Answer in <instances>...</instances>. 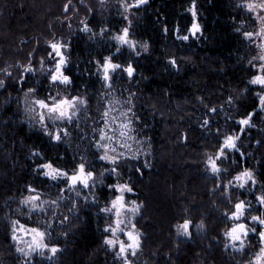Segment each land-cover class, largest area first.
Segmentation results:
<instances>
[{"label": "trees", "instance_id": "trees-1", "mask_svg": "<svg viewBox=\"0 0 264 264\" xmlns=\"http://www.w3.org/2000/svg\"><path fill=\"white\" fill-rule=\"evenodd\" d=\"M68 2L0 0V69L13 73L10 80L0 73V79H6V87L0 89V264H25L11 239V223L16 219L42 228L47 226L45 222L52 224L49 243L62 250L51 261L39 255L31 258V264H122L103 244L102 230L108 220L99 211L112 198L107 185L117 182L130 183L134 192L127 198L142 205L137 218L142 249L132 258L133 264L247 263L259 247L258 236L249 238L245 252H238L224 248L222 235L226 228L223 213L230 211L237 199L247 200L246 193L217 190L221 180L227 185L231 178L213 177L206 171L205 161L207 154L216 151L220 137L240 134L237 121L254 112L253 126L245 127L239 142L247 147L249 162H262L259 175L264 181V109L256 113L255 92L259 89L247 84L254 72L249 61L260 50L242 35V31L258 29L254 16L236 7L240 0H196L203 35L183 41L172 30L179 25L181 35L187 34L192 0H149L129 17L133 21L131 38L149 46L137 56L111 39L127 23L120 0H71L72 9L65 13ZM82 22L89 25L90 32L81 30ZM104 27L111 31L101 37ZM237 27L242 29L240 33ZM51 41L69 45L64 51L71 84L53 86L45 78L52 66L46 56ZM116 47H120L119 53ZM109 54L125 66L133 63L134 76L128 78L117 70L111 74L109 87L95 64ZM173 57L178 69L169 63ZM29 63L36 71L29 73L21 86L16 81ZM29 88L36 89V98L51 92L85 101L75 121L49 127L50 131L67 129L60 142L25 121L23 97ZM128 108L135 116L120 115ZM210 108L217 112L211 113ZM105 111L108 117H104ZM128 119L132 120L131 133L149 152L144 160H134L118 148L123 154L119 178L107 176L102 188L80 190L77 196L63 182L37 173L36 164L43 160L34 157L33 151L68 169L84 158L96 174L105 173L111 165L98 158L103 154L96 147L99 132L104 129L117 138L108 124L115 121L121 125ZM205 120L210 121L207 126H203ZM230 163L237 166L241 160L237 157ZM29 184L39 190L43 210L29 212L28 206L20 203L29 195ZM249 200L254 201L253 197ZM52 201L57 203L52 205ZM65 216L68 220L61 225ZM185 218L192 221L191 237L177 236L175 231V225ZM202 222L204 227L198 228Z\"/></svg>", "mask_w": 264, "mask_h": 264}, {"label": "snow or ice", "instance_id": "snow-or-ice-1", "mask_svg": "<svg viewBox=\"0 0 264 264\" xmlns=\"http://www.w3.org/2000/svg\"><path fill=\"white\" fill-rule=\"evenodd\" d=\"M103 3V0H101ZM149 0H120V5L123 8V19L127 21L126 25L119 29L111 39L116 42L119 46H128L130 49L136 52L139 56L140 52L136 51L137 48L143 49V51H148L147 42L140 44L138 41L131 38L130 30L132 27V19L130 15L135 11H138L141 7L146 6ZM236 7L238 9L246 10L250 15L254 16V22H258V29L254 31H242L240 27L236 28V31L240 33L242 31L243 37L260 50L258 56H253L252 60L249 61L250 69H254L253 74L247 81L250 87H256L259 90L255 92V96L258 98V106L264 109V0H240ZM72 4L71 0L64 5V12L67 13L71 11ZM191 13L192 22L187 28V34L181 35V28L176 25L173 28V33L177 39L188 41L190 37L197 38L198 34L203 35V29L199 23L198 11L196 6V0H192L191 7L189 8ZM82 31L90 32L89 25L82 22ZM111 31L110 28L104 27L100 29L99 36L104 37ZM169 31L167 24L163 26V32L167 34ZM92 35H97L92 33ZM69 47L64 41H51L48 44V51L46 56L51 63V67L46 70L47 75L45 78L48 80L50 85L64 84L68 85L72 83V78L67 73L68 58L65 55V49ZM120 47H116V52H120ZM44 60L41 59V65L43 66ZM169 63L172 67L178 69L177 60L173 57L170 58ZM97 67V72L103 73V80L107 82L108 86H111V74L116 73L120 70L126 73L128 78H132L136 72V68L133 63L128 62L125 66L122 63L116 62L114 57L109 54L107 56H102L101 59L95 61ZM36 70L29 63L24 67V73H34ZM7 80H10L13 73L7 69H0ZM6 79H0V89L6 87ZM26 79V75H22L20 80L16 83L23 85V81ZM245 89V92L249 90ZM26 97L31 95L32 100L27 101V111L34 113L41 124L43 131L47 136H49L53 141L60 142L62 136L68 134L67 129L56 128L55 131L49 130L48 121L54 124L57 120H66L71 122L80 104L85 103L79 96H61L59 93L53 95L49 92L44 98H36V89L29 88L28 92L25 94ZM229 103H232V98H229ZM211 113L217 112L216 108H210ZM128 113H132V108H128L127 112L120 113L121 116H128ZM255 113L249 112L247 116L241 117L237 123L240 126V134H224L220 137L218 142V147L213 154L206 155V171L210 172L213 177L219 178L222 171H227V169H222L221 165L225 160L229 158L232 151H239L238 141L240 140V135L243 134L245 127L253 126L251 124L252 117ZM104 117L109 116V112L105 111L103 113ZM135 116V113H132ZM115 118L113 117V120ZM138 119V117H137ZM107 123V121H105ZM210 121L205 120L203 126H207ZM132 120L128 119L126 122L121 124L120 136L124 137L126 132L132 131L131 128ZM217 135H220V129L216 130ZM132 139V137H127ZM113 136H109L105 133L104 129L99 132V138L96 140V147L103 150V154L99 155V159L102 161H107L110 165V169H105L109 174H114L117 178L121 175L120 161L122 153L117 152V148L110 147L109 143L105 141H112ZM121 148H127L129 145L125 142L119 145ZM243 155V153H240ZM32 155L34 157H40L43 162L36 164V171L38 174H42L44 177L53 180L61 181L67 185L69 190L81 191L84 189H91L96 186V173L92 170L91 165H89L84 158L74 165L73 168L68 169L58 166L52 160H46L43 157V153L39 151H33ZM147 166V165H145ZM100 176H104V172L100 173ZM103 185L104 181L101 179L99 181ZM258 181L255 177L254 172L249 168H244L236 172L231 180L228 181L227 185L223 184L221 180L220 183L216 185V189L222 192L228 190H246L250 194L254 195L256 203L260 208H264V191L257 194ZM108 189L112 192V198L107 200L106 203L99 208L101 213L106 214L108 222L103 228V233H105L103 244L107 249H110L114 253L115 259L122 262V264H133V259L142 249V233L137 227V216L140 215L142 205L137 203L136 200H128L127 194L134 192V188L130 183L117 182L114 184L107 185ZM29 193L23 200L20 201L22 205L28 206L29 212H34L36 209H41L42 196L39 190L33 185L29 184L26 188ZM64 191V189H61ZM81 191H76V195L79 196ZM87 201L88 197H84ZM231 201V196L228 197ZM93 204L97 203L96 197H92ZM46 203V202H45ZM52 205H55L57 201H52ZM253 211L252 201L246 199H237L232 203L230 211H225L223 216L226 219V228L223 231L224 238V248L228 249L231 247L233 250L238 252H245L248 244L250 243L249 237L252 234L258 236L259 247L251 254L248 264H264V212L260 214L252 215ZM259 211V209H256ZM68 220V217H63L60 220V224L63 225ZM47 224L46 227L42 228L40 226H29L26 223L21 222V220L16 219L11 223V239L16 242V251L20 253L24 259L25 264H31V257L33 254L38 253L41 257L46 258L51 261L59 252L62 250L55 243H49L51 238L52 224ZM191 226L192 221L190 219H183L182 222L175 225V231L177 236L191 237ZM203 222L198 225V228H203ZM65 235H67L65 233ZM247 242V243H246ZM22 245V246H21Z\"/></svg>", "mask_w": 264, "mask_h": 264}, {"label": "rangeland", "instance_id": "rangeland-1", "mask_svg": "<svg viewBox=\"0 0 264 264\" xmlns=\"http://www.w3.org/2000/svg\"><path fill=\"white\" fill-rule=\"evenodd\" d=\"M82 27L83 26H81V29H82ZM198 36H199V34H198ZM136 51H143V49H141V48L138 47ZM25 94H24V97H23V108H24V118H25V121L27 123H29V125H31V127L35 128V129L42 128V126L39 123L38 118L35 116V114L34 113H30V112H28L26 110L27 109V106H28L27 105V101L32 100L33 97L31 95H29V96L26 97ZM84 105H85L84 103L79 105L78 111L76 112V114L73 117L72 121H75V119L77 118V116L80 113V110L84 107ZM62 123H69V122L66 121V120H57L53 124L51 122V120L48 121L49 127L50 126H57V125L61 126ZM117 124H118L119 127H117ZM108 125H110L111 130L114 131V133L116 134V136H118L117 138H114L112 141H105L106 143H109L110 147L114 146L117 149L120 148V150L121 149L125 150V152L130 156L129 158H132L134 160H141V159L144 160V158H147V154H148L149 150L147 151L146 147H144V145H143L144 143L142 142V140L136 139L133 136V134L131 133V131L126 132V135L124 137H121L120 136V131H122L123 129L121 128V125L118 122L113 121V122H110ZM116 130H117V132H116ZM129 136L132 137V139H128L127 137H129ZM125 142L129 145V147H127V148H121V147H119L120 144L125 143ZM111 175L113 176V174H111ZM111 175L107 171L104 173V176L103 177H101L100 174H96V180H97L96 186L94 188H91V189H88V190H94L95 191V190H98V189L102 188V186H104V184L106 182L105 178H107V176H111ZM101 179H103V181H104L103 185H101L99 183V181ZM75 191H80V189H77ZM128 200H131V199H128ZM139 216H137V218ZM252 235L249 238H251ZM36 256H39V254L38 253L33 254V256L31 258H34ZM245 264H248V262L245 263Z\"/></svg>", "mask_w": 264, "mask_h": 264}, {"label": "flooded vegetation", "instance_id": "flooded-vegetation-1", "mask_svg": "<svg viewBox=\"0 0 264 264\" xmlns=\"http://www.w3.org/2000/svg\"><path fill=\"white\" fill-rule=\"evenodd\" d=\"M28 74L29 73L25 74L26 78H27ZM260 110H262V109L259 107V109L256 111V113H259ZM239 141H238L239 151H232L230 153L229 158L227 160H225L224 163L221 165L222 169H227V171H222L220 175L222 177H230L232 179V177L236 174L235 172H237L239 170H242L244 168H249V169H251L254 172L255 177H256V179L258 181V185H257V190L256 191H257V194H259L261 191H264V181L261 179V177L259 175L260 174V167L262 165V162L261 161L260 162L259 161H253V163L249 162V159H248L249 156H248L247 147L241 146V143ZM259 145L256 146V148H258ZM255 151L256 152H253V154H252L254 157L257 155L256 154L257 153V149ZM241 152L243 153V155L240 154ZM237 157L240 158L241 163H240V165L238 163L237 166H233L230 163V161H232V159L234 160ZM231 179H229V180H231ZM241 191L243 193L244 192L246 193V196L248 198L247 200H249L251 197H253V199H254V195L253 194H250L246 190H241ZM252 204H253V211H252L253 215H257V214H260V212H264V208H260V206L256 203L255 199L252 202ZM256 209H259V211H256ZM252 212H251V214H252ZM253 235L257 236L255 234H253Z\"/></svg>", "mask_w": 264, "mask_h": 264}, {"label": "bare ground", "instance_id": "bare-ground-1", "mask_svg": "<svg viewBox=\"0 0 264 264\" xmlns=\"http://www.w3.org/2000/svg\"><path fill=\"white\" fill-rule=\"evenodd\" d=\"M25 75V74H24Z\"/></svg>", "mask_w": 264, "mask_h": 264}]
</instances>
